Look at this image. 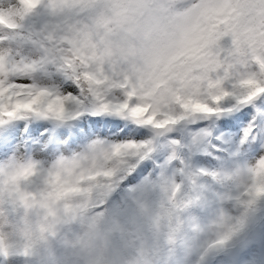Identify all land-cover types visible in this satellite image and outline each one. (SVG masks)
Here are the masks:
<instances>
[{
  "label": "snow or ice",
  "instance_id": "snow-or-ice-1",
  "mask_svg": "<svg viewBox=\"0 0 264 264\" xmlns=\"http://www.w3.org/2000/svg\"><path fill=\"white\" fill-rule=\"evenodd\" d=\"M189 120L214 133L207 167L172 132L176 172L236 154L251 163L226 178L250 179L249 206L264 195V0H0V204L57 200L101 155L117 167L89 179L147 171L156 133Z\"/></svg>",
  "mask_w": 264,
  "mask_h": 264
},
{
  "label": "clouds",
  "instance_id": "clouds-1",
  "mask_svg": "<svg viewBox=\"0 0 264 264\" xmlns=\"http://www.w3.org/2000/svg\"><path fill=\"white\" fill-rule=\"evenodd\" d=\"M116 167L102 155L85 162L71 185L77 190L57 200L9 201L5 194L0 204V256L36 258L38 264H153L155 238L182 243L183 221L177 210L186 198L173 191L170 178H161L156 203L145 205L138 190H130L121 193L130 206L126 215L114 217L106 211L103 194L118 176L88 177ZM81 174L85 179L80 180ZM237 179L247 177L241 172Z\"/></svg>",
  "mask_w": 264,
  "mask_h": 264
},
{
  "label": "trees",
  "instance_id": "trees-1",
  "mask_svg": "<svg viewBox=\"0 0 264 264\" xmlns=\"http://www.w3.org/2000/svg\"><path fill=\"white\" fill-rule=\"evenodd\" d=\"M200 128L204 127H198L196 123L188 126L190 133ZM204 130H209V134L197 146H190L183 142L185 140L178 128L165 131L156 138L153 152L148 158V162L152 164V167L147 171L138 173L141 164L145 163L144 160H140L125 171L122 176H118L114 184L110 186V192L103 194L104 202L109 206L106 211L112 216L118 217L114 211L115 209L130 207L122 201V192H128L129 187L139 184L143 180L160 182L161 178L164 177V170L177 173L175 162H169L167 159L166 149L171 142L161 139L169 133H177V136L173 139L177 142L175 151L178 155H183L190 160L194 168H206L207 166L198 158L208 154V146L214 137V133L211 128H204ZM179 142L184 144H178ZM245 163L246 159L234 154L230 162L209 168L206 174L195 177L192 183H189L177 173V183L180 184L178 195L190 201L185 207L177 210L180 219L183 221V242L170 244L162 239L155 238L151 247L153 264H184L193 263L194 261H196L195 264H211L214 260L215 264H238V259L240 260L241 257L246 255L249 256L251 264L262 263V256L259 253L261 247L264 250V246L257 235L261 229L264 233V195L257 197L249 206L246 203L248 197L245 195V187L250 183V179H246L243 181L244 184L239 186L237 178H226L234 172L237 166L243 167ZM213 172L216 174L213 175ZM129 177L135 178L129 179ZM230 196H233V198L231 199ZM144 197H147V195ZM150 200H153L151 196ZM222 214H225L227 219L225 220L226 231L238 220L243 223L242 227L228 241L222 245H216L214 242L219 238L215 236L218 230L216 223L220 220ZM254 236L256 238H253ZM245 240H247L246 244L243 242ZM197 244L204 247L199 256L194 254ZM8 261L14 262V264H38L36 258H21L19 255H13ZM5 262L7 261L0 260V264Z\"/></svg>",
  "mask_w": 264,
  "mask_h": 264
},
{
  "label": "rangeland",
  "instance_id": "rangeland-1",
  "mask_svg": "<svg viewBox=\"0 0 264 264\" xmlns=\"http://www.w3.org/2000/svg\"><path fill=\"white\" fill-rule=\"evenodd\" d=\"M192 123H194V122L189 120V121L181 122L178 127L173 126V127L161 130L160 132L156 133V138H158L160 135H162L165 131L175 130L176 128H178L181 130V134L185 140L183 142L187 143L190 146H197L199 144V142L206 135L209 134V130L207 131V130H204V128H200L199 130H196L195 132L190 133L188 126H189V124H192ZM183 142H179L178 144H181ZM250 163H251L250 160H246L245 164H250ZM164 176L167 178H170L171 180H174L177 183V178H178L177 173H175V172L171 173V171H170V172H167L166 174H164ZM242 184H244V182L239 181V186H241ZM130 190H138V192L140 194V198L145 203V205L155 203V198H156V202L160 198V182H157L155 180H154V182H149L148 180H143L139 184H136V185L129 187L128 191H130ZM145 195H147V197H144ZM150 196L153 199L152 201L150 200ZM233 196H230L231 199L233 198ZM129 209H130V207H124L122 209L117 208L114 211L116 212V214L119 217L122 215H126L129 212ZM225 220H227L226 215L222 214L220 217V220L216 223L218 230H217V233H215V236L219 237L221 234H223L226 231V221ZM257 237H258L259 241L263 242V246H264V233H263L262 229H261L260 233H258ZM253 238H256V237L254 236ZM249 240H250V238H249ZM259 245H260V243H259ZM259 255L262 256V263L261 264H264L263 247H261V252L259 253ZM239 261L240 260L238 259V263H239ZM37 262H38V260H37ZM251 263L252 262H251L249 256L246 255L242 259L241 263H239V264H251ZM7 264H14V262L7 261Z\"/></svg>",
  "mask_w": 264,
  "mask_h": 264
}]
</instances>
